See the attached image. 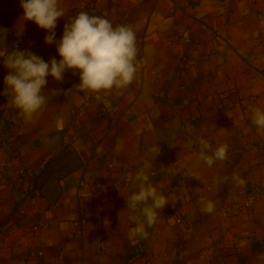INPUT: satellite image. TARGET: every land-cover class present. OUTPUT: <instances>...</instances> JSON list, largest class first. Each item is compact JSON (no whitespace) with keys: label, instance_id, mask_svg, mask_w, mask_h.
<instances>
[{"label":"crops","instance_id":"1","mask_svg":"<svg viewBox=\"0 0 264 264\" xmlns=\"http://www.w3.org/2000/svg\"><path fill=\"white\" fill-rule=\"evenodd\" d=\"M59 3L57 42L80 12L100 16L131 26L140 68L99 100L76 88L78 71L48 76L47 103L26 122L0 60V264H264V129L251 111L264 110V0ZM18 33L21 51L61 59L20 0H0V46L10 51ZM201 139L213 150L226 144L227 158L197 165ZM163 148L165 171L149 182L169 202L147 238L130 240L129 217L143 216L126 199ZM254 188L252 206L225 215Z\"/></svg>","mask_w":264,"mask_h":264},{"label":"clouds","instance_id":"2","mask_svg":"<svg viewBox=\"0 0 264 264\" xmlns=\"http://www.w3.org/2000/svg\"><path fill=\"white\" fill-rule=\"evenodd\" d=\"M20 4L24 20L34 22L48 32L45 43H56L57 53L61 58L59 61L52 58L45 62L31 51H18L15 47L9 51L8 47L0 46V58H3L4 66L9 69L4 78L5 85L11 89L12 102L21 111L26 122L32 121L34 115L47 103L43 89L48 76L59 82L63 81L67 70L78 71L80 83L75 85L76 88L81 92L94 93L111 90L119 93L136 78L140 62L137 60L136 35L131 26L114 27L106 18L80 12L65 23L63 35L57 42V20L65 16L59 0H20ZM96 98L101 99L99 95ZM251 111L253 123L264 129V110L254 107ZM56 126L58 130H62L63 121L57 120ZM199 143L197 165L203 161L211 167L215 161L227 158L226 144L213 150L206 140L201 139ZM150 175L156 173L138 172L135 180L139 182V190L126 199L127 209L133 213L139 209L143 216V220L135 215L129 217L135 223V227L128 233L129 239L133 241L136 237L147 238L146 225L152 227L157 221L158 211L169 202L149 182ZM232 179L238 186L244 184L239 176H233ZM201 204L203 212L211 214L215 211L213 201L201 198Z\"/></svg>","mask_w":264,"mask_h":264},{"label":"built area","instance_id":"3","mask_svg":"<svg viewBox=\"0 0 264 264\" xmlns=\"http://www.w3.org/2000/svg\"><path fill=\"white\" fill-rule=\"evenodd\" d=\"M186 37V40L189 39L188 35H184ZM23 33H18L15 36L12 37L11 42H10V51H12L14 49V47L16 48V50L21 51V45H22V40H23ZM97 95H99L100 97H102V93H95L94 94V98L97 97ZM97 99V98H96ZM129 181V179H128ZM257 189H252L250 192H248L246 194V197L244 199V201L240 202V201H236L235 203H233L231 206H229L226 211L224 212L225 215H229L231 212H237L239 211L242 207H250L252 206L253 202L255 201L256 197H257ZM181 218L178 217L176 218V222H181ZM35 229H37V226H35ZM98 251L100 253L104 252L105 249V245L101 242L98 244Z\"/></svg>","mask_w":264,"mask_h":264},{"label":"water","instance_id":"4","mask_svg":"<svg viewBox=\"0 0 264 264\" xmlns=\"http://www.w3.org/2000/svg\"><path fill=\"white\" fill-rule=\"evenodd\" d=\"M1 59L2 58H0V60ZM66 111H67V107H65L62 115L60 116V120H62V121L64 120V116L66 114ZM167 148H168V146H167ZM166 155H167V153L165 152V148L160 150L156 154V156L154 157V159L152 160L150 165L144 169V172H147V173L155 172L156 173V175H150V177H155V176L162 174L165 171L164 159H165Z\"/></svg>","mask_w":264,"mask_h":264},{"label":"trees","instance_id":"5","mask_svg":"<svg viewBox=\"0 0 264 264\" xmlns=\"http://www.w3.org/2000/svg\"><path fill=\"white\" fill-rule=\"evenodd\" d=\"M57 159H59V157H58V158H55V159H53V160H52V162H54V161H57ZM50 165H51V163H50Z\"/></svg>","mask_w":264,"mask_h":264}]
</instances>
